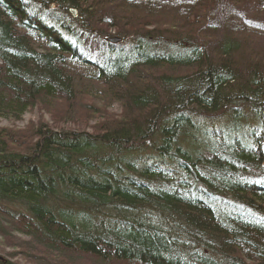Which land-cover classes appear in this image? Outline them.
<instances>
[{
	"label": "trees",
	"instance_id": "16d2710c",
	"mask_svg": "<svg viewBox=\"0 0 264 264\" xmlns=\"http://www.w3.org/2000/svg\"><path fill=\"white\" fill-rule=\"evenodd\" d=\"M91 1L0 0V116L39 94L122 107L0 129V234L86 264H264V0H105L152 22L115 44Z\"/></svg>",
	"mask_w": 264,
	"mask_h": 264
},
{
	"label": "rangeland",
	"instance_id": "374dc122",
	"mask_svg": "<svg viewBox=\"0 0 264 264\" xmlns=\"http://www.w3.org/2000/svg\"><path fill=\"white\" fill-rule=\"evenodd\" d=\"M93 1L84 5L83 8L89 10L93 20H95L91 23L92 27L95 28L93 31L95 33H104L105 38L112 36L123 37L125 31L128 32L126 34L131 37L130 35H132L134 32H138L141 30H150L152 27V24H150L152 22H150L149 24H144V22L142 21L137 22L139 21V19L137 18L139 14L131 15L130 18H125L124 16L122 17L124 12L129 11L131 13L133 11L129 5L123 2L119 3V1L115 2L96 0L100 2H96L93 4ZM52 4L50 5V7L52 8V10H55L56 6L55 4L52 6ZM99 11H104L105 14L100 15ZM49 13L50 10L48 11V14ZM104 16H106L107 18L104 19ZM191 16L192 15H190L187 19L190 20ZM171 18L173 19L174 17L171 16ZM251 18L258 19L259 17L258 15H255L251 16ZM165 68L166 67H163L162 70H165ZM151 69L152 68H150V70ZM158 70H161V67H159ZM158 70H156V68L155 70L152 69L151 73H156L155 71ZM76 80H78V78H73V82L75 83V85H78L80 81L78 80L79 82L78 84H76ZM92 84H94L95 86H99L96 82H93ZM96 94L103 95L104 91ZM36 99L37 100L34 102V104L27 107V109L19 117L0 116V129H5L7 131L14 130L16 132L20 131L22 135H27L29 133V135H31L33 131H36V127L38 125L46 123V125L55 129L86 128L91 130L92 127L93 129H95L100 126V123L103 122L104 115L101 113L108 112L109 114L115 115L117 113L119 114L122 111V107L120 103L117 102V100L111 97L107 99L106 95L100 97L99 99H97L96 97L92 99L89 95V92H86L83 97L72 100L73 102H78L79 99H81L80 102H88L87 104L91 105L88 109L78 107V113H76L75 110L71 108V104L66 99L60 97L45 96L43 94H39ZM101 108H104L103 112H101ZM218 121H220V118L210 121L211 123H208L207 129H212V125L216 126ZM5 227L8 231L7 236L9 237L2 236L0 234V249L9 251L11 254H5L3 250H0L2 252L1 255H3L4 257H9L16 264H86L82 261H79L78 259H72L68 261L67 259H64L63 256L52 255L51 253H46L44 251L42 252L41 250L36 251L34 248V246L36 245L34 244L35 240L31 239L29 235H23L20 232L9 228L10 226ZM35 253L39 255L40 258L37 259Z\"/></svg>",
	"mask_w": 264,
	"mask_h": 264
},
{
	"label": "water",
	"instance_id": "95a60500",
	"mask_svg": "<svg viewBox=\"0 0 264 264\" xmlns=\"http://www.w3.org/2000/svg\"><path fill=\"white\" fill-rule=\"evenodd\" d=\"M107 40L111 41V42H117V41L121 40V38L118 36H114V37L112 36V37L107 38Z\"/></svg>",
	"mask_w": 264,
	"mask_h": 264
}]
</instances>
